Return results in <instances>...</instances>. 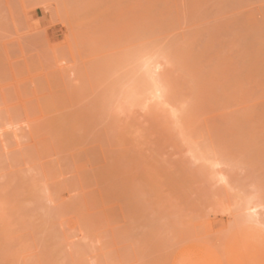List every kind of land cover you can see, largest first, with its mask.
I'll list each match as a JSON object with an SVG mask.
<instances>
[{
	"label": "rangeland",
	"instance_id": "1",
	"mask_svg": "<svg viewBox=\"0 0 264 264\" xmlns=\"http://www.w3.org/2000/svg\"><path fill=\"white\" fill-rule=\"evenodd\" d=\"M0 264H264V0H0Z\"/></svg>",
	"mask_w": 264,
	"mask_h": 264
},
{
	"label": "bare ground",
	"instance_id": "2",
	"mask_svg": "<svg viewBox=\"0 0 264 264\" xmlns=\"http://www.w3.org/2000/svg\"><path fill=\"white\" fill-rule=\"evenodd\" d=\"M151 85H153V84H151ZM150 87H151V86H150ZM152 87H153V86H152ZM152 87H151V88H152ZM152 89H153V88H152ZM152 89H151L150 91H152ZM154 89H156V88H154ZM157 89H158V88H157ZM152 92H153V91H152ZM152 92H151L150 94H152ZM154 92L157 93L156 90H155ZM153 94H154V93H153Z\"/></svg>",
	"mask_w": 264,
	"mask_h": 264
}]
</instances>
